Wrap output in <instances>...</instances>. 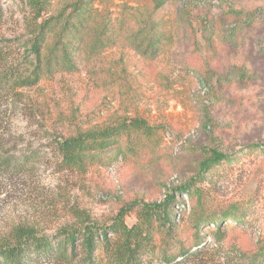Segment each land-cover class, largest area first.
I'll list each match as a JSON object with an SVG mask.
<instances>
[{
	"label": "rangeland",
	"instance_id": "rangeland-1",
	"mask_svg": "<svg viewBox=\"0 0 264 264\" xmlns=\"http://www.w3.org/2000/svg\"><path fill=\"white\" fill-rule=\"evenodd\" d=\"M90 1L110 18L136 8V26L160 21L159 55L145 58L120 40L75 72L39 73L27 43L29 5L0 0V152L30 161L0 168V241L87 220L109 224L126 202L166 194L177 196L182 218L191 209L186 185L198 182L214 204H249L245 224L225 223L222 256L254 248L264 231V148L247 147L264 144V0H166L158 9L153 0ZM74 2L48 0L44 16ZM134 117L158 130L137 139L135 150L83 175L59 164L58 137ZM213 148L240 158L200 180ZM136 220L135 212L126 216Z\"/></svg>",
	"mask_w": 264,
	"mask_h": 264
},
{
	"label": "trees",
	"instance_id": "trees-1",
	"mask_svg": "<svg viewBox=\"0 0 264 264\" xmlns=\"http://www.w3.org/2000/svg\"><path fill=\"white\" fill-rule=\"evenodd\" d=\"M24 1L31 9L33 23V37L27 43L35 57V68L42 74L75 72L82 59L92 60L120 40L149 59L157 57L163 47L160 21L143 18L136 26L131 21L136 8L125 5L119 16L110 18L98 12L90 0H75L58 14L45 17L48 0ZM153 2L158 9L166 0ZM156 131L143 118L134 117L60 136L56 140L59 164L64 170L83 175L135 150L137 139L150 138ZM263 148L260 143L247 147L253 151ZM239 158L238 152L207 149L198 179L213 170L233 166ZM29 162L27 157L18 161L0 152V168ZM197 184L186 185L184 191L190 196L191 209H186L182 218L176 208L180 202L174 194H166L163 201L130 200L109 224L87 220L80 227H65L54 235L23 230L13 242L0 241V264H264V231L254 248L222 256L228 227L225 223L245 224L249 204H214L209 190ZM130 212L137 216L132 225L126 221ZM209 236L214 237L217 247L212 246Z\"/></svg>",
	"mask_w": 264,
	"mask_h": 264
}]
</instances>
